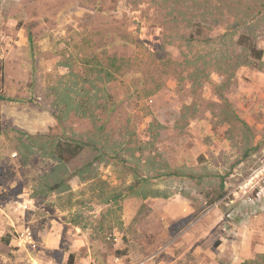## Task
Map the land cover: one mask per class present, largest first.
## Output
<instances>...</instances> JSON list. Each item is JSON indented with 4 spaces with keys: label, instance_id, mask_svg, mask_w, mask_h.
<instances>
[{
    "label": "rangeland",
    "instance_id": "1",
    "mask_svg": "<svg viewBox=\"0 0 264 264\" xmlns=\"http://www.w3.org/2000/svg\"><path fill=\"white\" fill-rule=\"evenodd\" d=\"M196 9L194 0H0V96L26 101L0 100V264H243L264 254V66L240 68L227 88L216 73L193 87L182 51L196 26L183 19ZM197 51L211 52L194 43L186 54ZM106 81L112 115L94 124L71 113L59 125L57 92L78 100ZM101 125L102 141L131 145L135 157L95 164L67 192L38 193L57 163L36 147L28 154L21 133L92 139ZM98 154H79L65 177ZM148 159L196 178L138 187L168 198L132 195L133 168L147 178Z\"/></svg>",
    "mask_w": 264,
    "mask_h": 264
},
{
    "label": "trees",
    "instance_id": "2",
    "mask_svg": "<svg viewBox=\"0 0 264 264\" xmlns=\"http://www.w3.org/2000/svg\"><path fill=\"white\" fill-rule=\"evenodd\" d=\"M197 4L194 20L186 21L187 26H196V28L189 31L190 39L186 38L185 44H183L187 50L182 51L183 66L188 71V77L192 82L193 87L196 89L202 88L207 83L211 75L216 73L222 77V86L225 88L233 86L236 83L237 71L242 67H253L258 70L263 68L264 51L258 47V32L264 30V0H194ZM197 23H195L196 21ZM194 21V22H193ZM178 24V23H177ZM188 27L185 29L189 30ZM222 29L223 32L216 38L206 37L207 30L214 32L216 29ZM204 38V39H202ZM31 44L32 40L30 38ZM194 43L210 48V53L201 55L200 51L194 53L190 57L186 52H190L194 47ZM191 48V50H190ZM102 80V79H101ZM103 82V80H102ZM109 81L104 82V88L99 91V87L95 84L91 86H97L99 90L95 88L86 89V92L80 99L76 100L70 96L69 93L62 91L58 94L57 103L58 113L56 119L59 125L64 128L65 119L71 113L80 114L81 118H87L92 123L96 124L100 120V113L112 115L116 110L114 105L109 106V94L106 93V84ZM96 90L97 97L98 92H102L101 100L97 97V100L93 101L90 97V93ZM105 99V100H104ZM0 100L8 102H26L24 99H14L9 97L0 96ZM92 102L98 103L101 111H97V105L95 108L92 106ZM104 125L99 128L96 127L95 134L92 139L77 138L75 135L71 137L50 136L49 133H21L23 139L20 138L22 146L26 149L27 153L34 155V148H38L46 157L54 160L57 165L52 170L55 174L53 183H46L44 188L38 193H63L71 190L69 184L70 178L78 177L79 179L86 180L91 177L95 171V164L110 163L112 161H118L125 163L129 157H135V150L131 145L123 148L121 151L117 149V143L113 141L112 137L107 136L105 140L104 134L106 132ZM64 133V132H63ZM25 137V138H24ZM87 149L96 150L99 154L96 155L91 162L86 163L82 167L71 172L68 170V163L73 161L79 154ZM27 159L29 156L26 157ZM151 160H147L142 169L146 167L149 171L147 178H141L138 176V171L141 166L133 168L135 176L140 178L141 181L135 183L130 187L129 191L132 195H141L143 198L148 197H163L168 198V195H163L161 191L154 190L151 193H140L138 187L145 186L150 182V179H162V178H178V179H195L196 177L191 173L181 172L180 170L169 171L168 167H156L153 163L152 167H148ZM141 164V163H140ZM148 167V169H147ZM69 171V172H68ZM223 193L212 202L224 198ZM6 243H10L6 240ZM243 264H264V254L257 256L255 260L245 261Z\"/></svg>",
    "mask_w": 264,
    "mask_h": 264
}]
</instances>
